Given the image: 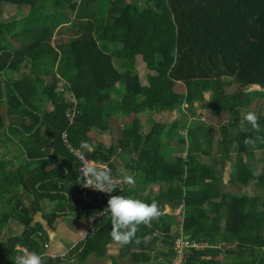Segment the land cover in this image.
Returning a JSON list of instances; mask_svg holds the SVG:
<instances>
[{"label": "trees", "instance_id": "1", "mask_svg": "<svg viewBox=\"0 0 264 264\" xmlns=\"http://www.w3.org/2000/svg\"><path fill=\"white\" fill-rule=\"evenodd\" d=\"M98 3L105 9L103 17L97 15ZM5 4L21 6L28 13L16 22L4 23L0 18V103L5 101L0 143L7 154L0 158V210L11 208L0 217V228L10 217L25 227L20 236L0 244L3 264H12L13 257L22 254L17 246L42 253L37 235L44 230L39 223L32 226L30 206L17 193L19 187L32 197L34 212L50 199L57 203L53 219L75 211L74 207L88 215L77 198L83 189L79 163L64 146L62 135L65 132L73 147L89 159L108 163L116 173L113 146L99 144L89 152L80 144L90 145V130L107 131L110 119L117 115L136 116L118 140L121 150L133 151L125 166L135 184L128 191L124 183L111 195L139 199L136 187L143 191L149 185L166 184L154 198L140 200L156 201L162 213L166 205L171 210L183 206L184 234L192 241L212 245L237 241L233 251L238 257L223 264H264V142L257 141L254 147L244 143L248 137L264 138V113L252 109L264 100V0H0V17ZM70 11L75 12L73 20L68 17ZM62 27L69 32L68 40L60 38ZM137 57L154 72L144 83L136 72ZM24 64H31L28 74L21 70ZM48 76L52 79L45 83ZM227 78L233 79L238 90L223 93ZM58 80L78 101L71 124L66 117L71 103L56 92ZM183 105H187L186 114L168 127L150 118L154 113L180 111ZM201 106L212 116H226L228 123L219 140L196 118ZM147 110L148 132L141 128ZM249 111L259 117V133L241 130L250 128L240 123ZM139 114L144 116L138 118ZM178 129L187 131L186 158L179 156L183 149L173 148V143H186ZM234 138L230 185L236 191L251 183L260 189L251 210H246V197L223 192L216 184L232 159ZM257 150L261 156L255 155ZM9 156L21 162L14 171ZM200 157L213 158L219 167L203 165ZM67 176L75 180L74 185L58 189L57 179ZM212 213L216 214L213 219ZM159 219H164L163 214ZM146 229L141 225L136 233L143 247L153 250L158 230L166 238L165 246H172L169 225ZM110 230L105 216L67 258H43L45 264H69L72 258L80 263L94 253L105 255L112 242ZM145 236L151 237L148 243L143 241ZM190 251L192 256L184 264H216L202 256L218 251ZM168 255L174 256L172 250L164 254Z\"/></svg>", "mask_w": 264, "mask_h": 264}, {"label": "rangeland", "instance_id": "2", "mask_svg": "<svg viewBox=\"0 0 264 264\" xmlns=\"http://www.w3.org/2000/svg\"><path fill=\"white\" fill-rule=\"evenodd\" d=\"M63 8H65L64 10H68V9H66L67 8L66 5H63ZM103 12H105L104 7L100 3H98L97 15L99 17H103V15H104ZM27 13H28V10L25 8H22L21 6H12L9 4H5L3 6V10H2V14H1L0 18H1V21H3L4 23L16 22V21L21 20L23 17H25L27 15ZM67 14H68V17L70 18V20L74 19L75 12L70 11ZM60 30H61V33L63 34V36H61L60 38H62L64 40H68L70 38L69 32L65 29V27H62ZM55 37H57V35H55ZM53 44H55V42ZM112 50H114V48ZM29 66H31V64H27V65L24 64L22 66L21 70H23L25 73L28 74ZM136 72L139 75V77L143 83L146 81V76L149 73L154 74L153 71L152 72L148 71L146 63L143 60V58H141V57H137ZM51 79H52V77H50V76L46 77L45 83L51 81ZM222 84H223L222 85L223 93L227 94V93H232V92H235L236 90H238V85L233 81V79L227 78L223 81ZM252 89L260 90L259 88H256V87H248L247 88V90H252ZM60 90H62V91H60ZM63 91H64V88L62 86L58 85V89H56V92H63ZM67 95L68 94L66 93L64 95V97L67 98ZM114 96H115L114 94H111L112 98ZM204 96L206 98H209L208 93L204 94ZM4 103H5V101H2L0 103V112H2V113H5V104ZM45 106L48 107L49 109H52V105L50 103H46ZM252 109L255 112H263L264 113V100L258 101L256 103V107H254ZM186 110H187V105H183L181 107L180 111L176 110L173 112L154 113L152 115V117H150V111L147 110L145 112L144 118H142V116H144L142 114H139L138 118H142V126H141L142 130L148 132L150 130V127H151L148 124V119H147L148 116L153 121H155L156 124H160L162 126L168 127L173 122H175L177 120H181V114H186ZM70 117L72 118L73 115L71 114ZM135 117L136 116L123 117L121 115H117V116L110 119L109 129L107 131H100L98 128L94 127L89 132V136L91 137V144H90V147L88 148V151L89 152L92 151L99 144H103V146L105 148H109L110 146H113L114 149H113L111 161H112V163H114V165L116 166V169L118 170L116 173L119 174L122 177V179H123V174H125V173L131 175L130 171L126 168L125 165L129 161L130 157L132 158L133 151L130 148L127 150H121L119 148V145H118V140L122 136V130L124 128H126L127 126H129L132 123V121L135 120ZM196 118L202 122V124L205 128H211L210 131L212 133H214V139L215 140H219V138L221 136L220 134L222 133V131H221L222 127H224L228 123V120H227L225 115L212 116L210 113V110L206 109L205 106H201L199 108ZM69 123L71 124L70 120H69ZM180 131H182V132H180ZM178 133H180L181 136L186 137L185 138L186 143H185V145H183L182 143H180V144H178V143L174 144L173 143V148L183 149L184 153L179 154V156L186 158L187 157L186 150L188 148L187 131L178 129ZM217 145H218L217 143L214 144V149H213L214 153L217 152ZM204 146H205V144H204ZM205 148H206V146H205ZM235 149H236V139L234 138L232 159L230 161L226 162L224 172H222L221 175H219V178H218L216 184L218 185V187L223 192L229 191V192L234 193L235 195H238L240 197H246L248 199V206H249V207H247L246 210H251V209L255 208V206H256L255 201L257 200V198L260 197L261 191L259 188H255L253 183H251L246 188H242L238 191H236L235 187H231L230 176L232 174L233 169L235 168V161H234V159H235L234 157H235V153H236ZM4 155H7V154H6V151L4 150L3 146H1L0 158H3ZM255 155L261 156L260 151H256ZM9 158H10V160L16 161V165L14 163V166L16 168L20 166V161L18 159H13L11 156H9L8 159ZM200 162L203 165L206 164L208 166L219 167V163L216 162L211 157H209V158H207V157L201 158L200 157ZM161 185L162 184L149 185L143 191L137 189V187H136L135 190L137 191V196L139 199H146L148 196H150V198H154L162 190V187L163 188L167 187L166 184H164L163 186H161ZM132 187H133V185L129 186L128 191L132 190ZM17 193L19 195H21V199H22L23 203L24 204L26 203L30 206V204L32 202V197L27 195L26 193H23L21 187H19V189L17 190ZM205 207H207V206H205ZM4 210H11V208L7 206V208L5 207ZM164 210H171V209L169 206L166 205L164 207ZM177 210H181L180 216H177L178 213L176 211H174V212L167 211L169 218L166 219V222L169 224V227H170V231L168 232V234L174 240L173 243H171L172 246L169 247V249H168L169 251L172 250V252L174 253V256H171V260H170L169 264H176L174 262L176 254L178 255V251H181L179 249L180 241L181 242L182 241H192L189 239L188 236H186L184 234V229H183V224H184L183 217L185 214L184 213L185 212L184 207L181 206ZM88 211H90V215H89L88 220H87L89 223V218H90L92 212H91V210H88ZM222 212H224V210H222ZM214 215L215 214H210L209 217L213 218ZM175 225H181L180 227H182V229L180 230V227H179V229L177 230ZM149 226H151V225L149 224L148 227ZM156 235H159L158 238L160 239V241L158 242V244H160V248L164 249L167 252L168 246L164 247L161 244V241L165 238L161 236L160 232H157ZM194 242H196V241H194ZM200 244L202 246L197 248L198 250L203 249L206 246L202 243H200ZM48 253H49V251H48ZM106 253H107V250H106ZM186 253L187 252L185 251V254ZM58 255H62V254H58ZM185 260H186V258H185ZM185 260H184V258L181 259V263L182 264L185 263L186 262Z\"/></svg>", "mask_w": 264, "mask_h": 264}, {"label": "crops", "instance_id": "3", "mask_svg": "<svg viewBox=\"0 0 264 264\" xmlns=\"http://www.w3.org/2000/svg\"><path fill=\"white\" fill-rule=\"evenodd\" d=\"M57 38L59 39V37H55L56 40ZM57 77L60 78L59 76ZM58 81L59 82L57 84V89H58V85L64 88V91L60 92L62 93V99L71 103L72 111L68 110L66 114V117L68 118L69 115L75 114V108H76L78 101L75 98V96L71 93V91H69L65 87L66 85L64 84V82L60 80ZM66 93L68 94L67 98L64 97ZM1 146L2 145L0 143V152H1ZM12 161L16 165V161L15 160H12ZM62 161L63 159L60 158L59 163ZM14 168L15 166L11 170L14 171L15 170ZM66 174H68V171L66 172ZM10 181L11 182L13 181V177H11ZM74 181L75 180L70 179L68 176L66 178L65 177L58 178L57 188L60 189L62 185L67 186L68 188L72 187V185H74ZM53 191L55 193L58 192V190H53ZM82 192H83V189L80 192V194L78 193L77 198L79 202L82 203V205L86 209L91 210L87 208L82 202L80 198ZM56 204H57L56 201L52 203L50 199H47L41 202L40 209L37 212L33 211L32 202L29 208H30V215L32 216V226H35L37 223H39L44 230V234L40 232V234L37 235L38 242H40L41 244L42 253H44V249L42 245L47 243L49 244V251L57 255L62 254V255H58L60 256L59 260H64L65 258L69 256L70 252L74 248L81 245L82 239L88 230L87 220L90 215V211L87 210L88 211V215H87L86 213H84V211H81L80 209H76L74 207L73 210L75 211L67 210L65 212L60 213V215L56 219H53L52 211H53V207H55ZM8 211L9 210H0V217L6 214ZM167 211H172V212L176 211L178 213L177 216H180V213H181V210H164L163 212L164 219L160 222H159L160 219L153 220L150 223L152 227L151 226L148 227V225H146L147 227L146 230L153 231L157 228V225H163V226L169 225L166 222V219L169 218ZM212 214H215V213H212ZM215 216L216 214L213 216V218ZM224 224H225L224 221L220 222L219 224L221 226L222 231L224 230V227H225ZM175 226H176V229L178 230L181 225H175ZM1 229L2 228H0V231H1L0 244L2 242H5L10 237L20 236L23 233L25 227H23L19 222L15 221L14 219L10 217L7 221V224L3 227L2 230ZM181 229L182 227H180V230ZM158 232L160 231L158 230ZM153 236L158 237L159 235L154 234ZM42 237H44L45 239H42ZM136 238L139 239L138 237ZM159 241L160 239L157 240L156 244L152 247L153 250H150V248L148 247L147 248L143 247L141 243L136 242V239H134L131 245L128 247H124L125 245H119L112 241V243L110 242L107 244L106 249H105V255L99 256L97 253H94L85 262L80 261V263H79L78 258H72V261L69 264H169L171 260V256L169 255L167 257L164 256V254H167V253L169 254L170 252L168 250L169 245H168L167 252H166L164 249L160 248V244H158ZM161 244L165 247V243L163 241H161ZM202 244L206 245L203 249L206 248L208 250L218 251L217 255L202 256L203 260H206V261L212 260V262L214 261L216 264H223V263H228V262L231 263L234 260V258L238 257L235 254L236 252L233 251L238 245L237 241L235 240H232L230 244H225L221 242H219L216 245L214 244L212 245L209 243H203V242ZM137 246H139V248H136ZM19 248H26V247H23V246L16 247L18 251H19ZM203 249H200V251ZM106 250H107V253H106ZM230 250H232L233 253L229 254L228 252ZM191 253H192L191 251L190 252L188 251V254H187V257L189 256L188 258L192 256ZM45 259H48V258H45ZM0 264H3V261L1 258H0Z\"/></svg>", "mask_w": 264, "mask_h": 264}, {"label": "clouds", "instance_id": "4", "mask_svg": "<svg viewBox=\"0 0 264 264\" xmlns=\"http://www.w3.org/2000/svg\"><path fill=\"white\" fill-rule=\"evenodd\" d=\"M240 123L250 126V128H242V131H255L257 133L261 131L259 117L255 112L249 111L245 113ZM257 141L264 142V138L260 136L248 137L244 143L246 146L254 147ZM89 147L90 145L86 141H82L80 144V148L83 150H87ZM82 179L86 180V186L84 187H91L104 193H113L118 187L110 172L105 169L88 166L83 172ZM123 183L134 185L135 179L132 175L125 173L123 174ZM162 214L156 201L146 203L140 199L123 195H111L107 201V206L97 213L99 216H107L109 218L111 224L109 236L113 242L119 245H127L134 239L139 243V239L136 238L139 227L141 225H149L153 220H159ZM150 239V236H145L143 241L148 243ZM12 264H45V261L36 252L26 251L14 256Z\"/></svg>", "mask_w": 264, "mask_h": 264}, {"label": "built area", "instance_id": "5", "mask_svg": "<svg viewBox=\"0 0 264 264\" xmlns=\"http://www.w3.org/2000/svg\"><path fill=\"white\" fill-rule=\"evenodd\" d=\"M73 117L71 118L70 115L68 116V119L70 120L71 123H73V118H74V114H72ZM63 144L64 146L68 149V151L76 158L77 162L79 163V172L81 173V178L83 175V172L85 171L86 167L91 166V167H95L98 169H105L108 170L110 172V174L112 175L114 182L119 186L123 185L124 183L122 182L123 179L122 177L117 174L114 173L112 168L110 167V165L108 163H104L101 161H95L92 159H89L86 154H84L80 149H77L75 147L72 146V144L68 141L67 138V134L64 132L63 136ZM83 182V192L80 196L82 202L84 203V205L91 209V216L89 218V223H88V230H87V234L83 237V240L86 238V236L88 235L89 232H92L96 226L101 222V220L105 217V216H99L97 215V213H99L100 211H102L106 206H107V201L111 196V193H104V192H100L98 190H95L91 187H84L86 186V180L82 179ZM40 234V233H39ZM43 249H44V253H41L39 255H41L43 258H52V259H56L60 256L51 253L48 249H49V244L45 243L42 245ZM202 245L200 243L194 242V241H180V246L179 249L181 251H178V255L176 254L175 260L174 262L176 264H182L181 263V259L186 258L188 251L191 249H197L199 247H201ZM19 251L21 253L24 252H30L28 251L26 248H19ZM49 251V253H48ZM185 251L187 252L185 254ZM184 264V263H183Z\"/></svg>", "mask_w": 264, "mask_h": 264}, {"label": "water", "instance_id": "6", "mask_svg": "<svg viewBox=\"0 0 264 264\" xmlns=\"http://www.w3.org/2000/svg\"><path fill=\"white\" fill-rule=\"evenodd\" d=\"M79 0H74V2H78Z\"/></svg>", "mask_w": 264, "mask_h": 264}]
</instances>
